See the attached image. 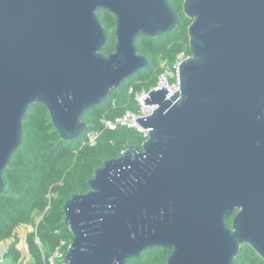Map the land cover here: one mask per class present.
I'll list each match as a JSON object with an SVG mask.
<instances>
[{"label": "water", "instance_id": "water-1", "mask_svg": "<svg viewBox=\"0 0 264 264\" xmlns=\"http://www.w3.org/2000/svg\"><path fill=\"white\" fill-rule=\"evenodd\" d=\"M100 11L115 17L108 55ZM183 13L180 89L150 91L141 147L64 202L66 264H125L154 247L170 249L165 264H234L242 244L264 260V0H184ZM178 22L168 0H0V193L32 104L77 138L90 108L149 67L137 38Z\"/></svg>", "mask_w": 264, "mask_h": 264}, {"label": "trees", "instance_id": "trees-1", "mask_svg": "<svg viewBox=\"0 0 264 264\" xmlns=\"http://www.w3.org/2000/svg\"><path fill=\"white\" fill-rule=\"evenodd\" d=\"M183 1L168 0L179 20L173 31L137 38L138 53L147 58L149 67L135 72L113 89L101 104L90 108L82 118L87 128L80 136L73 140L62 139L43 104L35 103L29 107L22 120L21 144L2 173L0 244L6 243V248L0 256V264H19L22 250L16 231L28 226L33 230L26 233L25 247L33 264H49L48 259L57 247L66 254L72 233L64 222V202L73 194L87 191V181L104 160L119 157L128 143L141 147L145 140L141 132L125 126L110 130L104 127L102 119L136 111L134 92L156 85L162 71L161 62L166 60L171 64L181 52L191 55L188 43L191 19L183 13ZM99 18L107 34V43L101 51L108 55L115 48V17L100 11ZM130 88L132 92H129ZM90 134H95L93 143L89 141ZM38 217L40 220L36 223ZM226 223L230 226L231 219ZM169 253L167 248H147L140 258L132 257L125 264H165ZM56 264H61V260L58 259ZM234 264H264V260L249 245L242 244Z\"/></svg>", "mask_w": 264, "mask_h": 264}, {"label": "built area", "instance_id": "built-area-1", "mask_svg": "<svg viewBox=\"0 0 264 264\" xmlns=\"http://www.w3.org/2000/svg\"><path fill=\"white\" fill-rule=\"evenodd\" d=\"M190 55H186L185 52H181L176 55L174 62L169 64L166 60H163L161 62V68L162 71L157 77V83L155 86L150 88L149 90L141 89L140 91L134 92V99L137 102V110L136 111H126L122 115H119L112 119H102V123L105 128L114 130L117 127L125 126V127H131L136 129L137 131L141 132L144 137H146L148 130L144 129L138 124V121H136V118L146 117L150 114H152V111L157 108V104H154L152 106L146 105L144 103V99L149 96V92L152 90H159L161 86L164 88H167L170 92L166 96V98H170L173 93H177L180 89L179 84V66L182 63L183 60L188 58ZM129 92H132V89H129ZM95 138V134L89 135V141L93 143ZM47 198H50L49 194H47ZM40 220V217L36 219V223H38ZM37 245L41 249L40 242L38 239H35ZM64 243L62 242L61 245ZM6 246L4 244H0V256H2L5 252ZM22 255L19 260V264H33L32 261L29 260L28 252L26 250L25 246L21 247ZM65 254L63 255L57 247L52 256L49 257L48 263L49 264H56V261L58 259L61 260V264H66L63 262Z\"/></svg>", "mask_w": 264, "mask_h": 264}, {"label": "rangeland", "instance_id": "rangeland-1", "mask_svg": "<svg viewBox=\"0 0 264 264\" xmlns=\"http://www.w3.org/2000/svg\"><path fill=\"white\" fill-rule=\"evenodd\" d=\"M33 230V228L31 226H28L26 228H23V229H19L16 231V234L18 236V239L20 241V248L22 246H25V236H26V233ZM4 245H6V243H4Z\"/></svg>", "mask_w": 264, "mask_h": 264}]
</instances>
